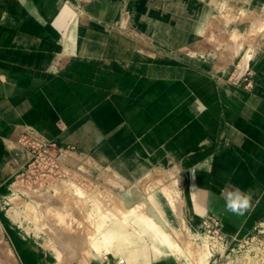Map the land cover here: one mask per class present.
Listing matches in <instances>:
<instances>
[{
  "label": "crops",
  "instance_id": "obj_1",
  "mask_svg": "<svg viewBox=\"0 0 264 264\" xmlns=\"http://www.w3.org/2000/svg\"><path fill=\"white\" fill-rule=\"evenodd\" d=\"M29 143L154 187L168 241L140 213L127 264H190L207 215L247 234L264 219V0H0V223L16 262L47 264L7 222ZM225 187L251 193L244 216Z\"/></svg>",
  "mask_w": 264,
  "mask_h": 264
},
{
  "label": "rangeland",
  "instance_id": "obj_2",
  "mask_svg": "<svg viewBox=\"0 0 264 264\" xmlns=\"http://www.w3.org/2000/svg\"><path fill=\"white\" fill-rule=\"evenodd\" d=\"M51 155L49 160H29L14 179L6 204L10 216L7 222L26 243L39 250L44 262L89 264L95 261L92 258L124 259L125 249L142 241L137 231H131L132 219L142 212L154 217V229L168 241L158 218L163 212L154 198V187L119 176L110 179L104 171L95 176L84 168L65 165L57 150ZM260 222L257 231L247 236L227 238V250L218 257V264H264V219ZM3 234L0 223V264H20ZM187 242L198 248V253L188 250L190 264H207L210 246L203 232L188 236ZM133 252L127 254L134 256Z\"/></svg>",
  "mask_w": 264,
  "mask_h": 264
},
{
  "label": "built area",
  "instance_id": "obj_3",
  "mask_svg": "<svg viewBox=\"0 0 264 264\" xmlns=\"http://www.w3.org/2000/svg\"><path fill=\"white\" fill-rule=\"evenodd\" d=\"M246 85H250L248 81ZM31 152V161L40 162L53 158L51 151L56 150L55 144L38 145L35 143H29ZM261 225L259 222L250 232L245 234L247 236L254 231H257ZM201 229L205 237L207 238L210 246V262L211 264H218V257L222 256L227 250V236L222 231V220L213 215H207L201 220ZM259 232V231H258ZM237 237L232 238L235 240ZM116 264H127L124 259L117 260Z\"/></svg>",
  "mask_w": 264,
  "mask_h": 264
},
{
  "label": "clouds",
  "instance_id": "obj_4",
  "mask_svg": "<svg viewBox=\"0 0 264 264\" xmlns=\"http://www.w3.org/2000/svg\"><path fill=\"white\" fill-rule=\"evenodd\" d=\"M193 174L195 173L193 172ZM220 196L224 199V211L226 213L244 216L251 206V193L242 191L239 187H225L221 190Z\"/></svg>",
  "mask_w": 264,
  "mask_h": 264
},
{
  "label": "bare ground",
  "instance_id": "obj_5",
  "mask_svg": "<svg viewBox=\"0 0 264 264\" xmlns=\"http://www.w3.org/2000/svg\"><path fill=\"white\" fill-rule=\"evenodd\" d=\"M145 220L149 223V224H151L154 228H156V221H155V219H154V217L152 216V215H146L145 216ZM160 226V225H159ZM161 230V229H160ZM94 244V243H93ZM95 246V245H94Z\"/></svg>",
  "mask_w": 264,
  "mask_h": 264
},
{
  "label": "flooded vegetation",
  "instance_id": "obj_6",
  "mask_svg": "<svg viewBox=\"0 0 264 264\" xmlns=\"http://www.w3.org/2000/svg\"><path fill=\"white\" fill-rule=\"evenodd\" d=\"M13 236H11V237H14V234H12ZM17 242H19V238H18V235H17Z\"/></svg>",
  "mask_w": 264,
  "mask_h": 264
},
{
  "label": "water",
  "instance_id": "obj_7",
  "mask_svg": "<svg viewBox=\"0 0 264 264\" xmlns=\"http://www.w3.org/2000/svg\"><path fill=\"white\" fill-rule=\"evenodd\" d=\"M8 246V245H7ZM9 247V246H8Z\"/></svg>",
  "mask_w": 264,
  "mask_h": 264
}]
</instances>
